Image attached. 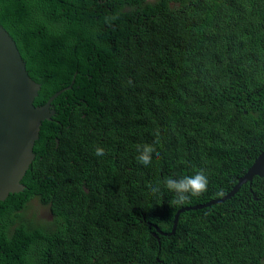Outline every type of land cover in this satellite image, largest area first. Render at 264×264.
<instances>
[{
	"label": "trees",
	"instance_id": "16d2710c",
	"mask_svg": "<svg viewBox=\"0 0 264 264\" xmlns=\"http://www.w3.org/2000/svg\"><path fill=\"white\" fill-rule=\"evenodd\" d=\"M0 25L40 85L34 106L75 75L24 190L0 202V264H264V178L180 213L170 235L180 208L225 197L264 150V0H0ZM197 170L199 198L152 195ZM33 199L55 231L21 219Z\"/></svg>",
	"mask_w": 264,
	"mask_h": 264
},
{
	"label": "water",
	"instance_id": "95a60500",
	"mask_svg": "<svg viewBox=\"0 0 264 264\" xmlns=\"http://www.w3.org/2000/svg\"><path fill=\"white\" fill-rule=\"evenodd\" d=\"M74 78L75 75L69 86L55 92L44 105L34 106L40 85L30 78L14 40L0 25V202L24 190L21 180L34 160L33 147L40 126L43 121L52 120L53 100L72 88ZM254 177L264 178V150L225 197L179 209L170 235L174 234L180 213L219 204L231 198L244 183H251ZM150 226L155 228L156 239L157 234L164 235L157 226Z\"/></svg>",
	"mask_w": 264,
	"mask_h": 264
},
{
	"label": "clouds",
	"instance_id": "9594fccd",
	"mask_svg": "<svg viewBox=\"0 0 264 264\" xmlns=\"http://www.w3.org/2000/svg\"><path fill=\"white\" fill-rule=\"evenodd\" d=\"M137 151L139 153L136 157L137 162L145 167L151 165L153 154L156 152L155 148L147 144L137 145ZM95 155L98 157L104 156L105 150L97 147ZM208 184L207 175L203 170H197L190 176L166 177L162 182H157L155 186H150V191L157 199L163 195L164 191H167L172 194V198L168 201L169 207H182L191 202L192 199L202 196L207 191Z\"/></svg>",
	"mask_w": 264,
	"mask_h": 264
},
{
	"label": "rangeland",
	"instance_id": "374dc122",
	"mask_svg": "<svg viewBox=\"0 0 264 264\" xmlns=\"http://www.w3.org/2000/svg\"><path fill=\"white\" fill-rule=\"evenodd\" d=\"M19 215L24 221L31 223L33 226L47 229V231L53 232L58 228L49 207L40 204L37 199L31 200L26 209L20 212Z\"/></svg>",
	"mask_w": 264,
	"mask_h": 264
},
{
	"label": "bare ground",
	"instance_id": "6f19581e",
	"mask_svg": "<svg viewBox=\"0 0 264 264\" xmlns=\"http://www.w3.org/2000/svg\"><path fill=\"white\" fill-rule=\"evenodd\" d=\"M19 51V50H18ZM20 53V52H19ZM261 153V152H260ZM35 160V159H34ZM34 162V161H33ZM28 171V170H27ZM251 184H252V182H251ZM23 185V184H22ZM181 209V208H180ZM186 212V211H185ZM184 213V212H183ZM157 236H159V235H157Z\"/></svg>",
	"mask_w": 264,
	"mask_h": 264
}]
</instances>
